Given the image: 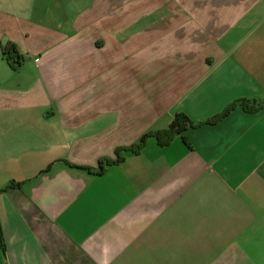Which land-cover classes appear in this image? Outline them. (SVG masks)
<instances>
[{"label":"crops","instance_id":"crops-1","mask_svg":"<svg viewBox=\"0 0 264 264\" xmlns=\"http://www.w3.org/2000/svg\"><path fill=\"white\" fill-rule=\"evenodd\" d=\"M0 232V264H264V0H0Z\"/></svg>","mask_w":264,"mask_h":264},{"label":"trees","instance_id":"trees-1","mask_svg":"<svg viewBox=\"0 0 264 264\" xmlns=\"http://www.w3.org/2000/svg\"><path fill=\"white\" fill-rule=\"evenodd\" d=\"M2 53L3 56L7 62V64L12 68L16 69L21 62L23 61V56L20 54L14 47V44L11 42L5 43L2 47ZM236 103H239L241 107L246 111H256L259 108L262 107V104H257L256 106L248 105V102L246 99L242 98L239 100H236L235 102H232L228 104L221 112L211 116L210 118L194 123L193 120H191L187 114L184 112H176L170 121L169 125L166 128L158 129V130H151L143 134L139 140L129 146H123V147H117L116 153L118 154L121 150H129L132 152H138L140 150L148 137L154 136L157 140V142L160 145H164L168 143L174 134L181 133L185 128L192 127L195 125H202V124H210L214 123L218 120H220L222 117L227 115L235 106ZM113 160L109 158H101L99 160V167L102 168L103 164H108L112 162ZM0 238H1V232H0Z\"/></svg>","mask_w":264,"mask_h":264}]
</instances>
